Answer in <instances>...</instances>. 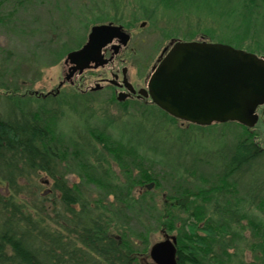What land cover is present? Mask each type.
I'll return each mask as SVG.
<instances>
[{"label": "rangeland", "instance_id": "1", "mask_svg": "<svg viewBox=\"0 0 264 264\" xmlns=\"http://www.w3.org/2000/svg\"><path fill=\"white\" fill-rule=\"evenodd\" d=\"M145 3L141 6L138 0H0V15L7 17L0 23V115L10 119L40 108L53 110L56 114L55 130L63 140L62 146L68 150L67 154H71L65 172L68 186L78 187L86 200L102 199L113 211L118 206L114 193L106 186L102 188L88 183L77 172V163L73 160L75 157L82 158L89 165L95 163L111 183L125 182L105 143L96 141L92 134H102L140 152L144 165L155 175L154 185L149 190L144 185L135 186L129 196L134 200L143 197L159 211L169 206L174 194L181 195L187 189L196 192L203 188L210 192L213 184L207 180L220 172V165L229 161L234 144L247 135L245 130L236 122L207 126L179 120L172 123L155 106L129 105L123 108L107 101L103 92L80 96L66 86L49 101L34 96L28 98L26 93L32 90L47 92L55 88L63 76L66 52L86 42V33L91 26L106 22L130 26L135 36L131 45L135 48L140 38H152L154 45L160 48L171 35L195 39L193 17L198 16L201 32L207 20V25L209 20L214 22L212 29L207 31L212 42L256 54L257 49H264V0H172L171 4L145 0ZM250 3L254 7L252 17L242 23L239 11ZM186 13L191 18H183ZM142 21L144 27L139 26ZM185 28H189L186 35L183 34ZM9 95L20 99L14 101L8 98ZM249 132L264 149V110L255 127L247 129ZM183 167L187 170L194 167L191 169L193 173L186 174ZM97 171L91 173L97 175ZM233 172L240 180L222 192L232 194L228 197L238 208V226H243L239 229L243 239L236 248H228L227 252L232 254L229 264H264L260 251L250 248L256 239L262 241V233L258 232L256 239L253 236V233L257 234L253 223L262 224L261 232L264 233V156L238 166ZM31 182L38 184L36 190L46 197L43 203L50 216L60 210V195L52 188L54 180L51 176L40 172ZM194 197L191 195L188 200ZM26 198L31 203L32 198ZM208 200L199 201L205 211H211L212 207L223 202V199L214 203L201 202ZM109 203L113 206L108 207ZM137 206L126 210V217L130 219L121 228L128 230L131 236L144 227L149 228L147 249L140 254L139 264H153L148 255L149 247L163 240L164 233L161 228L144 226L148 219L145 214L137 216ZM168 234H175V231Z\"/></svg>", "mask_w": 264, "mask_h": 264}, {"label": "trees", "instance_id": "2", "mask_svg": "<svg viewBox=\"0 0 264 264\" xmlns=\"http://www.w3.org/2000/svg\"><path fill=\"white\" fill-rule=\"evenodd\" d=\"M138 2L141 6L146 4L145 0ZM160 2L171 4L172 0ZM245 6L238 15L242 23L251 19V10L254 9L251 3ZM6 19L5 15H0V23ZM256 52L264 55V49H257ZM30 96L32 94L27 97ZM8 98L14 101L20 99L13 95ZM40 109L30 114L22 112L10 119L0 115V264H139V256L146 252L148 245L149 228L144 227L146 225L161 228L167 233L175 231L178 264H229L232 254L227 252L228 248H236L243 239L239 230L243 226H238V208L233 203L232 206L225 204L230 200L225 199L211 211H205L203 204L199 203L201 199H209L201 201L203 203L217 200L210 199L214 191L207 192L203 188H198L197 197L187 199L188 202H181L179 195L174 194L169 206L159 211L143 197L134 200L129 196L131 189L155 180V175L144 165L138 150L109 140L102 134L92 135L96 141L105 143L125 182L111 183L103 177L104 173L95 163L89 165L82 158L73 157L77 172L88 183L109 188L118 206L113 211L100 198L86 200L78 187L68 186L65 179L71 154H67L68 150L62 146L63 140L55 130V112ZM156 109L170 122H176L177 119ZM241 127L247 135L233 146V170L264 156L263 146L250 132L247 133L245 127ZM92 170H98L97 175H93ZM40 172L53 178L52 188L60 195V210L54 211L51 216L43 203L46 197L36 190L38 184L31 182ZM216 187V192L223 191L220 186ZM25 194L32 198L31 203ZM136 204L137 216L145 214L148 220L143 229L131 236L128 230L121 227L130 219L126 217V212ZM109 206L113 204L109 203ZM116 222L122 224L117 225ZM253 224L257 231L253 236L256 239L262 233V241L256 239L250 248L260 251L264 260L262 224Z\"/></svg>", "mask_w": 264, "mask_h": 264}, {"label": "water", "instance_id": "3", "mask_svg": "<svg viewBox=\"0 0 264 264\" xmlns=\"http://www.w3.org/2000/svg\"><path fill=\"white\" fill-rule=\"evenodd\" d=\"M113 37L128 40L122 27L112 23L91 26L86 42L66 53L63 81L77 71L104 63L101 48ZM165 52V53H164ZM152 68L147 86L152 102L182 122L200 126L237 122L253 128L256 108L264 104V57L222 43L172 40ZM57 87V89H58ZM153 183L147 184L150 189ZM154 264H178L176 236L164 234L150 245Z\"/></svg>", "mask_w": 264, "mask_h": 264}, {"label": "flooded vegetation", "instance_id": "4", "mask_svg": "<svg viewBox=\"0 0 264 264\" xmlns=\"http://www.w3.org/2000/svg\"><path fill=\"white\" fill-rule=\"evenodd\" d=\"M183 18H191L190 16L184 14ZM194 31H196V37L187 39L186 37L180 36H169L166 43H164L160 48L154 45L152 38H140L138 39L139 44L136 48L131 45L134 41V34L132 32V28L125 24L113 23V25H119L122 27L124 33L128 35V40L125 44H122L120 37H113L112 40L105 44L101 48V55L103 57L104 63L97 67H93L92 65L86 69H84L81 73L77 71L72 75V77L62 83V85L58 88L56 85L55 88L44 92L47 93L44 96L43 92H38V94L34 95L37 98H42L44 100H51L52 97L57 96L60 90L63 87L72 88L76 93L80 96H91L92 94H96L99 92H103L106 96L107 101L112 104H117L123 108L129 105H152L155 106L152 102L149 92L147 81L148 77L152 72V68L157 63L158 58L164 52V50L169 46L170 41L172 40H182V41H206L212 42L207 37V31L212 29L214 24L213 21L209 20V25H207L203 32L200 31L201 20H199L198 16H194ZM168 21V20H167ZM111 22V21H109ZM104 23V22H102ZM108 23V22H106ZM197 24V26H196ZM145 22H140L139 26L144 27ZM196 26V28H195ZM187 29V30H186ZM90 30V28H89ZM89 30L86 33L85 41L88 38ZM185 33L187 34L189 28H185ZM162 33V32H161ZM160 33V34H161ZM157 38V37H156ZM84 41V42H85ZM144 44V46H143ZM158 48V52L155 55V51ZM165 53V52H164ZM163 53V54H164ZM67 65H64L63 76L66 72ZM63 76H61L60 81L63 80ZM58 91V92H57ZM32 93V92H27ZM264 110V105L257 107L256 112L258 114V122L260 120V116L262 111ZM257 122V123H258ZM227 148V153H228ZM233 148L231 150V156L227 163L224 165H220V172L210 177L209 181L213 184L210 188L214 191V194L211 196L212 199H228L230 203L225 202L228 206H232V198L228 197L232 195L231 193H223L216 192L217 187L220 186V190L228 189V186L232 185L235 181H239L240 177L235 176L233 172ZM228 160V159H227ZM194 170V167H191ZM187 170V167H183V170L186 171V174H192V170ZM196 173V172H195ZM196 186L194 187V190ZM216 190V191H215ZM195 196L197 197V192H193L191 189H187L181 195L178 196V199L187 200L189 197ZM174 197V195H173ZM222 210V209H221Z\"/></svg>", "mask_w": 264, "mask_h": 264}]
</instances>
